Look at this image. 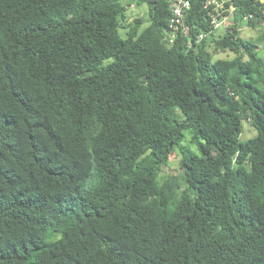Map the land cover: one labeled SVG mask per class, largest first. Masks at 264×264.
<instances>
[{"label": "trees", "instance_id": "1", "mask_svg": "<svg viewBox=\"0 0 264 264\" xmlns=\"http://www.w3.org/2000/svg\"><path fill=\"white\" fill-rule=\"evenodd\" d=\"M206 1L0 0V264H264V4Z\"/></svg>", "mask_w": 264, "mask_h": 264}, {"label": "built area", "instance_id": "2", "mask_svg": "<svg viewBox=\"0 0 264 264\" xmlns=\"http://www.w3.org/2000/svg\"><path fill=\"white\" fill-rule=\"evenodd\" d=\"M264 4V0H256ZM191 8V0H171L172 17L169 23L168 32L164 38L167 44L172 45L176 42L179 34H187L189 27L187 24V16ZM207 12L212 32L231 27V20H234L236 7L231 3V0H207L204 5ZM207 34H202L195 39L196 44H200ZM190 48L193 44H189Z\"/></svg>", "mask_w": 264, "mask_h": 264}, {"label": "rangeland", "instance_id": "3", "mask_svg": "<svg viewBox=\"0 0 264 264\" xmlns=\"http://www.w3.org/2000/svg\"><path fill=\"white\" fill-rule=\"evenodd\" d=\"M140 0H122L123 5L127 6V14L129 17V21L132 22L136 18H141L144 20V26L148 25V7L147 4L143 3L141 5H138V2ZM234 21L231 20V24H233ZM225 32V29H221L216 31V36H222ZM240 34L241 37L244 39H252L257 38L259 31L255 29H251L247 25H242L240 28ZM211 41V40H210ZM259 53L264 56V49H260ZM214 59H231L234 57V54L230 51L225 52H219L214 54ZM257 134L256 130L250 126L249 122L244 123V133L241 137L242 141H246L252 137H254ZM182 155L178 152L175 153L170 163L167 167H164L161 172V178L163 180L168 179L172 176H182V170L180 167V161H181Z\"/></svg>", "mask_w": 264, "mask_h": 264}]
</instances>
